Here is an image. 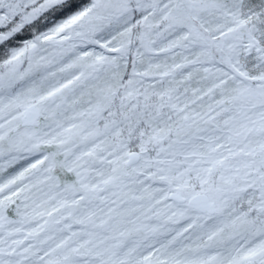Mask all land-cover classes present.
Segmentation results:
<instances>
[{"label": "snow or ice", "instance_id": "6c2138e0", "mask_svg": "<svg viewBox=\"0 0 264 264\" xmlns=\"http://www.w3.org/2000/svg\"><path fill=\"white\" fill-rule=\"evenodd\" d=\"M0 264H264V0H0Z\"/></svg>", "mask_w": 264, "mask_h": 264}]
</instances>
